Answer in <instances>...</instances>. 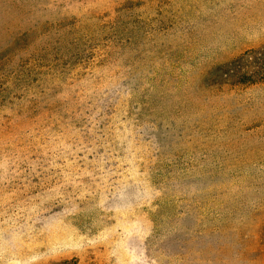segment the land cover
<instances>
[{
	"label": "rangeland",
	"instance_id": "obj_1",
	"mask_svg": "<svg viewBox=\"0 0 264 264\" xmlns=\"http://www.w3.org/2000/svg\"><path fill=\"white\" fill-rule=\"evenodd\" d=\"M254 51L264 0H0V264H264Z\"/></svg>",
	"mask_w": 264,
	"mask_h": 264
},
{
	"label": "trees",
	"instance_id": "obj_2",
	"mask_svg": "<svg viewBox=\"0 0 264 264\" xmlns=\"http://www.w3.org/2000/svg\"><path fill=\"white\" fill-rule=\"evenodd\" d=\"M251 52L248 53L246 56L241 57L239 62H243L244 65L247 64V68L249 66H252V65L255 68L251 73H248V70H249L248 69L242 75L247 77V79L248 78L253 79L254 77H258L259 82H264V51H262V52L254 51V53H255L254 55H251ZM252 54H253V52H252Z\"/></svg>",
	"mask_w": 264,
	"mask_h": 264
}]
</instances>
